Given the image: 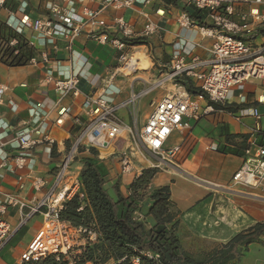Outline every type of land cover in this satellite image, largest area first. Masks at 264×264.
Listing matches in <instances>:
<instances>
[{
    "label": "crops",
    "instance_id": "0c3cea01",
    "mask_svg": "<svg viewBox=\"0 0 264 264\" xmlns=\"http://www.w3.org/2000/svg\"><path fill=\"white\" fill-rule=\"evenodd\" d=\"M104 1L76 0L74 9L79 15L83 14L84 8L99 11L102 10ZM28 2L32 17L48 16L51 4L66 6L61 0ZM7 8L16 10L17 4L10 2ZM193 10L194 7L185 0H178L176 5L163 0H134L130 8H109L104 11L103 18L108 26L113 27L115 19L122 18L140 36L148 21L155 24L157 31L147 38L146 45L152 65L149 73L124 78L118 70L123 64L125 52L90 39L87 31L74 41L70 49L62 38L49 40L46 45L39 46L38 51L47 53V62L36 54V64L0 66V86L7 89L0 104V215L9 223L13 232L10 241L0 251V264H21L22 253L27 250L43 224V217L39 214L23 223L20 210L9 206L8 199L20 198L30 205L40 201L53 184L66 148L81 128L73 120L57 123L59 116L54 108L58 96L54 83L48 78L56 81L74 75L79 77V87L84 95L105 93L115 103L125 101L132 93H140L158 79L160 70L170 66L175 53L179 52L188 58H209L212 40L203 38L195 28H182L178 22L182 14ZM253 10L264 14V5H238L231 19L234 23L242 24V16L247 15L248 21L252 22L250 12ZM200 16L205 24L213 26L206 11H202ZM7 17V11H1L0 24ZM110 33H115V30L112 28ZM25 34L32 37L30 31ZM252 40L256 45L264 44V33ZM192 84L196 85L194 82ZM241 93L246 97L244 104L238 98ZM146 97L136 105L138 110ZM160 99V96L154 97L151 110L143 119L136 118L139 126L146 123L154 110L152 107ZM81 104L82 98L74 100L69 97L61 107H72V116L84 121ZM38 106L41 109H37L40 114L37 122L32 110ZM228 106L238 111L232 115L221 113L205 118L195 123L190 131L173 134L177 138L172 142L169 140L168 147L182 146V151L174 165L160 171L151 184L152 190L170 187L171 200L180 213L177 236L183 248L194 256L227 244L241 232L264 223V189L234 186L232 178L242 167L244 157L219 151L224 147L233 148L221 136V127H225L228 134L233 136H249V145L254 143L264 147V83L259 80L245 83L242 89L235 90ZM243 108H258L261 120L256 122L250 117L239 119V112ZM133 111L134 109L132 112L126 110L121 116L126 124L133 123V119H129V114ZM46 114L48 116L45 118ZM40 128V133L34 132ZM27 131L32 132L31 139H40L43 143L28 151H21L16 140ZM211 147H217L218 151ZM88 155L85 152L79 155L73 167L77 174L80 175L82 171L81 159ZM114 155L115 152L108 156H103L102 153L99 158L104 161L109 171L108 178L113 183L118 179L122 180V192L127 196L130 184L141 173L122 175L118 165L116 177L111 171L112 162L109 159L116 158ZM19 157L26 158L22 169L17 168L16 160ZM37 180L46 182V186L40 191L35 188ZM110 196L115 199L113 191ZM2 207L6 208L3 215ZM137 216H142L143 219L142 214L138 213ZM36 218L41 222L37 231L22 243L23 246L13 247L12 243L19 233ZM235 264H264V236L260 243L252 244Z\"/></svg>",
    "mask_w": 264,
    "mask_h": 264
},
{
    "label": "built area",
    "instance_id": "2783aa9c",
    "mask_svg": "<svg viewBox=\"0 0 264 264\" xmlns=\"http://www.w3.org/2000/svg\"><path fill=\"white\" fill-rule=\"evenodd\" d=\"M83 2L84 0H78ZM188 5L206 11L213 22L212 27L196 24L187 13L182 14L178 22L184 29L195 28L203 38L212 40L209 58L198 56L188 58L179 52L172 57L169 67L160 70V76L140 93H132L125 101L115 103L105 93L84 95L80 90V79L71 75L50 82L54 83L58 100L55 110L59 119L57 123L73 120L79 125L80 131L66 148L61 163L54 176V181L48 192L35 205H30L20 198L10 197L7 204L17 207L23 218V223L39 214L43 217L41 229L32 243L20 257L21 264L43 260L54 256L58 262L67 260L73 264V258L83 250L98 241V233L91 228H76L70 222L63 220L61 212L65 203L75 197L81 188L80 175L74 170V165L82 152L89 153L91 149L98 151L99 156L113 148L121 139L130 142L126 151L120 154L121 174H129L133 170L131 152L136 142L156 160L155 166L162 169L164 165H172L182 151V146L168 147V142L174 133L183 134L190 131L195 123L221 113H229L217 106H228L235 95V90L243 88L251 80L264 83V44L256 45L253 38L264 30V14L258 10L242 16V24L232 21L235 7L243 4L264 5V0H185ZM10 2L17 4L16 10L8 9ZM66 6L49 5V15L32 17L29 13L28 0H0V12L6 10L8 17L0 24V66H11L25 60L29 52L39 54L44 62L48 61L45 52L38 51L39 46L46 45L49 40L62 38L70 49L74 41L84 32L90 39L102 45H108L125 52L119 74L128 76L137 72L139 65L130 70V63L135 56H144L151 62L146 45L131 44L138 38H148L157 31V27L148 21L140 36L122 18L114 21L113 27L107 25L103 18L105 10L130 8L134 0H105L103 8L94 11L84 8L83 14L76 13V0H61ZM115 33H110L111 29ZM26 31L32 32L27 37ZM36 55L28 60V64H36ZM140 63V62H139ZM147 70V69H146ZM127 72V74L125 73ZM194 82L200 94L193 95L187 89L185 82ZM172 85V90L165 94L154 106L152 114L142 126L133 119L132 124H126L120 113L125 110L132 112L136 105L146 96ZM6 88L0 86V104ZM78 100L82 98L81 110L84 121L72 116V107H61L67 98ZM244 104L246 97L238 96ZM38 106L32 110L34 119L38 122L40 114ZM232 115V113H229ZM48 114L44 115L46 118ZM253 118L261 120L258 108H243L239 119ZM41 128L34 130L40 133ZM31 131L20 134L16 140L21 151H28L43 143L40 139H31ZM218 151L217 147H211ZM17 168L22 169L26 163L25 157L16 160ZM4 166H6L4 164ZM234 186L264 189V147L251 143L244 153L243 165L232 178ZM46 186L44 180H37L35 188L40 191ZM1 214L6 211L2 207ZM142 219V216H139ZM13 232L9 223L0 215V251L10 241ZM151 257V256H150ZM139 260H134L138 264Z\"/></svg>",
    "mask_w": 264,
    "mask_h": 264
},
{
    "label": "trees",
    "instance_id": "16d2710c",
    "mask_svg": "<svg viewBox=\"0 0 264 264\" xmlns=\"http://www.w3.org/2000/svg\"><path fill=\"white\" fill-rule=\"evenodd\" d=\"M177 4L178 0H163ZM202 11L194 8L187 14L198 25H207L201 17ZM264 33V30L261 31ZM135 45H147V38L130 41ZM36 54L29 52L25 60L11 67H21ZM193 95L200 94L193 84L185 82ZM218 109L235 114L238 109L229 106ZM221 136L233 148H221L219 151L235 156H243L249 148V136H233L225 127L220 128ZM238 142L235 143V141ZM83 153V152H82ZM81 188L79 193L65 203L61 212L63 220L76 228H91L98 233V241L87 246L83 252L73 258V264H235L248 251L252 244L260 243L264 236V223L241 232L230 242L210 252L194 256L182 246L177 236L180 225V213L171 200V189L165 186L152 190L144 200L142 192L151 188L153 180L160 173L157 169H145L128 188V195L122 192V180L112 186L113 199L106 188L109 171L98 151L91 149L87 157L81 159ZM143 215L138 219L137 214ZM151 256V257H150ZM28 264H70L67 260L58 262L54 256Z\"/></svg>",
    "mask_w": 264,
    "mask_h": 264
},
{
    "label": "rangeland",
    "instance_id": "374dc122",
    "mask_svg": "<svg viewBox=\"0 0 264 264\" xmlns=\"http://www.w3.org/2000/svg\"><path fill=\"white\" fill-rule=\"evenodd\" d=\"M144 57V56H142ZM148 61V60H147ZM138 70L137 72H133L131 74H129L128 76H124L125 77H133L134 75L137 74H144V73H149L152 65L151 62H147V63H139L138 61L135 64H131L130 63V70H133L132 68L134 66H137ZM147 69V70H146ZM127 74V72H125ZM123 76V75H122ZM170 90H172V85L169 84L167 85L164 89H160L156 92H154V94L146 97L143 100V104L140 107V109L138 110V108H136L133 113L129 114V119H135V118H139V119H143L144 115L149 112L151 110V101L154 97H158L160 96L161 98L167 94ZM154 107H152L153 109ZM126 111V110H125ZM125 111H122L120 113V115L123 117V113ZM124 119V118H123ZM126 120H128L127 118H125ZM177 134V133H176ZM173 135L170 139V142L175 141V139L177 138V135ZM130 142H127L124 139L119 140L118 142L115 143V145L113 146L112 149H110L107 153L103 152V156H108L109 153H113L115 152V157L116 158H109L111 160V166L112 169L111 171L114 172V175L117 177L118 176V169L117 166H120V157L118 154H120L119 152L121 151H126V149L130 146L129 144ZM134 148V151L131 152V156H132V160H133V170L128 174L133 176L136 173H142L143 170L145 169H157L159 171L165 170L167 169V167H169V165H164L162 167V169L155 167L158 164V160H156L154 157H152L142 146V144L140 142H136V144H133L132 146ZM174 164H172L173 166ZM114 181H112L111 179L107 178V184H106V188L109 191L110 195H112V185ZM152 192V189L149 188L147 191L142 192V196L143 199L145 200L148 196V194ZM137 218H140L139 216H137ZM41 222L38 218L34 219L26 228H24L19 235L17 236V238L14 240V242L12 243L13 247H20L23 246L22 243H25V241L27 240V238L32 235L33 233H35V231H37V229L40 227ZM200 255V254H199Z\"/></svg>",
    "mask_w": 264,
    "mask_h": 264
},
{
    "label": "bare ground",
    "instance_id": "6f19581e",
    "mask_svg": "<svg viewBox=\"0 0 264 264\" xmlns=\"http://www.w3.org/2000/svg\"><path fill=\"white\" fill-rule=\"evenodd\" d=\"M140 62V63H147L148 61L146 60V58H144V57H142L141 55H137V56H135L133 59H132V61H131V64H135L136 62ZM132 69H134V67L132 68ZM107 156V155H106Z\"/></svg>",
    "mask_w": 264,
    "mask_h": 264
}]
</instances>
